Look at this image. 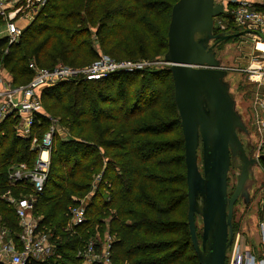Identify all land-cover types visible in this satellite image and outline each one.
Instances as JSON below:
<instances>
[{
	"label": "trees",
	"instance_id": "16d2710c",
	"mask_svg": "<svg viewBox=\"0 0 264 264\" xmlns=\"http://www.w3.org/2000/svg\"><path fill=\"white\" fill-rule=\"evenodd\" d=\"M176 1L48 0L17 42L0 39V66L14 86H23L32 77L30 63L41 69L88 66L99 59L97 46L116 61L161 60ZM40 102L69 137L54 141L50 172L33 204L55 255L33 264H81L77 252L88 242L99 252L101 242L91 240L108 236L114 238L110 264H198L170 75L146 67L76 79L44 88ZM16 124L11 117L0 124V229L13 237L20 229L6 198H23L31 187L11 185L9 175L20 164L33 167L31 139H41L49 123L37 115L29 138L18 135ZM258 160L264 165L263 157ZM84 198L83 221L68 229L69 208Z\"/></svg>",
	"mask_w": 264,
	"mask_h": 264
},
{
	"label": "water",
	"instance_id": "95a60500",
	"mask_svg": "<svg viewBox=\"0 0 264 264\" xmlns=\"http://www.w3.org/2000/svg\"><path fill=\"white\" fill-rule=\"evenodd\" d=\"M223 13L214 0H177L171 7L160 67L171 77L180 121L187 226L198 264H225L233 236V208L238 198L248 206L252 169L258 164L240 139L248 131L215 49L247 31L214 34V19ZM230 170L237 171L231 195ZM196 219L201 224L199 236Z\"/></svg>",
	"mask_w": 264,
	"mask_h": 264
},
{
	"label": "built area",
	"instance_id": "2783aa9c",
	"mask_svg": "<svg viewBox=\"0 0 264 264\" xmlns=\"http://www.w3.org/2000/svg\"><path fill=\"white\" fill-rule=\"evenodd\" d=\"M47 1L0 0V17L6 21L3 38L7 39L8 45L18 41L23 30L34 21ZM214 4L222 5L224 11L223 15L214 19V31L217 34L233 30L247 31L243 36H249L254 41L250 63L241 71L247 73L252 82L264 88V0H214ZM18 20H26L27 26L19 28L16 25ZM258 45L263 49H259ZM162 65L161 60L116 61L103 54L90 65L79 68L59 64L52 69H41L30 63L28 68L32 71V77L23 86H14L2 80L0 66V124L8 117L16 119L18 135L29 138L37 115L45 117L49 123L41 139L35 136L31 139L30 148L37 151L33 167L27 169L25 164H20L9 175L11 185L20 182L28 184L31 194L20 199L11 196L6 198L15 209L20 233L13 237L9 230L0 229V264H33L44 262L55 255L53 241L39 227L38 218L33 214L35 196L42 192L50 172V155L57 134L56 121L42 110L40 92L62 82L76 79L96 81L114 73H131L146 67L160 68ZM261 104H264V95ZM263 192L264 189L260 191L261 200ZM69 214L68 228L80 224L84 219L83 205L69 209ZM257 239L247 240L244 235L233 232L226 253L227 264H264V220L258 223ZM105 240L107 246L101 245L99 252L92 242L88 243L83 251L87 264H110L109 237Z\"/></svg>",
	"mask_w": 264,
	"mask_h": 264
},
{
	"label": "rangeland",
	"instance_id": "374dc122",
	"mask_svg": "<svg viewBox=\"0 0 264 264\" xmlns=\"http://www.w3.org/2000/svg\"><path fill=\"white\" fill-rule=\"evenodd\" d=\"M28 22L26 20H18L16 25L24 29ZM6 21L0 17V39L4 36ZM254 41L249 36H240L235 39H231L221 43L216 48V56L220 61V65L227 69L226 81L229 83L230 92L233 94L235 99V108L241 116L243 123L245 124L248 135H241V141L248 146L251 152V156L258 160V157L264 158V110L262 109V100L264 95V88L259 86L257 83L252 82L247 73L241 70L246 69L250 63L251 55L253 54ZM260 48V45H258ZM99 55L103 54L98 46L96 47ZM144 62H155L149 60H141ZM2 80L11 82L9 74L1 67ZM45 115H48L42 108ZM54 119V118H53ZM57 134L55 139H67L69 136L67 131L64 130L56 119ZM237 171L230 170L228 178V192H233L236 185ZM252 188L250 190V204L247 208L241 202H237L233 208L232 226L234 234H242L247 240L253 239L257 241V227L259 221L264 220V205L263 199L261 200L260 191L264 189V165L258 160V164L252 169ZM28 196V195H27ZM24 196V197H27ZM86 198L81 199L78 206L84 204ZM262 202V203H261ZM77 206H71L72 209ZM70 221V214H69ZM69 221L67 228L69 226ZM70 229V228H68ZM196 230L197 235L201 233L200 221L196 219ZM43 231V230H42ZM14 233V235H18ZM48 234V233H46ZM49 235V234H48ZM98 237L97 235L95 238ZM109 240L112 241L113 236H108ZM91 241L101 242L102 247H106L105 241H100L99 238ZM90 243V242H88ZM84 246L77 252V256L81 257V264H87L85 260V254L83 251L86 250L88 245ZM84 254V255H83ZM225 264H227L225 260Z\"/></svg>",
	"mask_w": 264,
	"mask_h": 264
},
{
	"label": "flooded vegetation",
	"instance_id": "af4514ba",
	"mask_svg": "<svg viewBox=\"0 0 264 264\" xmlns=\"http://www.w3.org/2000/svg\"><path fill=\"white\" fill-rule=\"evenodd\" d=\"M214 34H217V32L215 33V31H214ZM213 43H214V41H213ZM220 44H218L216 47H215V49L219 46ZM251 190V189H250ZM250 192V191H249ZM229 195H231V193L229 194ZM249 199L251 200V196H250V193H249ZM237 202H241V203H243V198H238L237 199ZM236 202V203H237ZM249 204H250V202H249ZM248 204V205H249ZM244 205V204H243ZM248 207V206H247ZM247 207H245V208H247Z\"/></svg>",
	"mask_w": 264,
	"mask_h": 264
},
{
	"label": "crops",
	"instance_id": "0c3cea01",
	"mask_svg": "<svg viewBox=\"0 0 264 264\" xmlns=\"http://www.w3.org/2000/svg\"><path fill=\"white\" fill-rule=\"evenodd\" d=\"M262 109L264 110V104H262Z\"/></svg>",
	"mask_w": 264,
	"mask_h": 264
},
{
	"label": "bare ground",
	"instance_id": "6f19581e",
	"mask_svg": "<svg viewBox=\"0 0 264 264\" xmlns=\"http://www.w3.org/2000/svg\"><path fill=\"white\" fill-rule=\"evenodd\" d=\"M259 49H263V47L260 45V48Z\"/></svg>",
	"mask_w": 264,
	"mask_h": 264
}]
</instances>
